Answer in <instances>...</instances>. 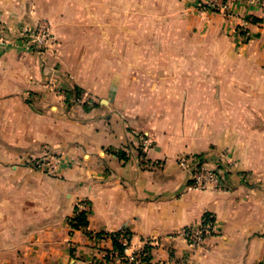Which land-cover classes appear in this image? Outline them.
Segmentation results:
<instances>
[{
    "label": "crops",
    "instance_id": "0c3cea01",
    "mask_svg": "<svg viewBox=\"0 0 264 264\" xmlns=\"http://www.w3.org/2000/svg\"><path fill=\"white\" fill-rule=\"evenodd\" d=\"M44 4L0 0V27L43 17L54 41L40 54L0 50V264H90L121 230L153 263L264 264V12L92 0L71 19ZM243 22L247 44L234 36ZM46 151L62 155L56 177L30 165ZM224 151V190L191 189L194 162L217 169ZM80 203L87 226L72 230ZM204 219L212 232L189 246L181 231Z\"/></svg>",
    "mask_w": 264,
    "mask_h": 264
},
{
    "label": "built area",
    "instance_id": "2783aa9c",
    "mask_svg": "<svg viewBox=\"0 0 264 264\" xmlns=\"http://www.w3.org/2000/svg\"><path fill=\"white\" fill-rule=\"evenodd\" d=\"M194 4V10L198 13H213L219 14L224 17H231L232 12L230 9L234 6H238L243 3L253 4L260 8L264 12V0H190ZM246 22H243L234 32V36L242 43L247 44L251 39L250 33L245 29ZM43 32L47 33L48 27L43 26ZM56 95H62L66 100L71 102L76 101L75 95H68L64 93L62 85H58L55 90ZM141 148L147 149L150 146L148 139H141ZM205 160H197L190 168V188L195 191H212L214 193H221L224 190V183L226 182V175L234 163L226 157V162L217 169L208 168ZM62 155L46 151L41 159L31 161L30 165L41 174L47 176L56 177L59 175L61 168L64 166ZM90 212V207L86 203H80L77 205L71 217L68 219V226L72 228V223L77 220L81 214H85L86 217ZM72 221V223H71ZM212 223L206 219L196 226L183 229L181 236L186 243L194 248H199L205 238L212 232ZM80 229V228H79ZM104 237V236H103ZM112 243V247L108 249H102L97 252L90 260V264H188V260L185 258H173L169 262H152V251L148 245L140 249H132L130 244L129 233L126 230H121L111 236H105ZM92 240L102 238L95 234L90 235ZM104 239V238H103ZM113 243L117 247L113 246Z\"/></svg>",
    "mask_w": 264,
    "mask_h": 264
},
{
    "label": "rangeland",
    "instance_id": "374dc122",
    "mask_svg": "<svg viewBox=\"0 0 264 264\" xmlns=\"http://www.w3.org/2000/svg\"><path fill=\"white\" fill-rule=\"evenodd\" d=\"M53 1L55 6H57L58 8L63 7L62 13L63 14L65 13L66 14L65 16L71 19L74 16H78L77 14L73 15L75 11H78V8L83 7V8H88V10H90L92 3V0H53ZM99 2H101V0H99ZM122 2L123 0H115L116 9L118 6L122 8V4H121ZM30 3L32 5V10L35 13L37 11L42 13L47 10L46 7L47 5L44 4V0H30ZM130 7L132 8L133 11V5ZM64 8H67V10L65 11ZM59 9L61 10V8ZM101 9L102 8H100V10ZM68 11H70L71 14L68 13ZM0 17H1V13H0ZM44 25L48 27L47 33L49 36H46L47 34L42 30ZM50 30H51L50 23L48 22L47 19L43 17L38 18L35 26L33 27L19 26L16 24H12V25L4 24L3 27H0V50H4L5 48H13L20 52L33 53V54H40L41 52H44L46 50H52L51 46L54 44V41ZM178 52L179 54L186 53V47L178 46ZM52 85L50 86L54 87V93H55L58 84L54 83ZM44 87H46V85ZM57 96L62 97V95H57ZM27 97H29V95H27ZM223 155H222L224 159L223 161H225L227 157L226 151L223 152ZM188 264L190 263L188 262Z\"/></svg>",
    "mask_w": 264,
    "mask_h": 264
},
{
    "label": "trees",
    "instance_id": "16d2710c",
    "mask_svg": "<svg viewBox=\"0 0 264 264\" xmlns=\"http://www.w3.org/2000/svg\"><path fill=\"white\" fill-rule=\"evenodd\" d=\"M79 92L75 91V94L78 95ZM72 223V221H71ZM87 226V217L85 214H81L75 222L72 223L73 229L85 228ZM114 247H117L115 243H113Z\"/></svg>",
    "mask_w": 264,
    "mask_h": 264
}]
</instances>
